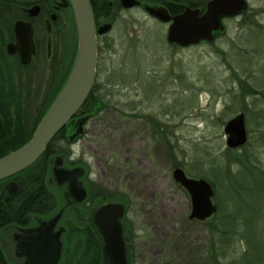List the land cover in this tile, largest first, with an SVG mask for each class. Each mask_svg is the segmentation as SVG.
Wrapping results in <instances>:
<instances>
[{
    "label": "rangeland",
    "instance_id": "rangeland-1",
    "mask_svg": "<svg viewBox=\"0 0 264 264\" xmlns=\"http://www.w3.org/2000/svg\"><path fill=\"white\" fill-rule=\"evenodd\" d=\"M248 1L249 12L214 43L186 48L168 44L167 27L147 13L124 14L99 74L106 109L75 142L59 144L66 165L89 167L99 194L128 200L131 235L140 237L133 264H218L212 219H190V194L173 178L178 166L213 185L222 214L239 216L254 249L248 257L264 256V0ZM249 85L260 92L249 93ZM240 112L249 141L230 149L224 127ZM238 155L245 167L233 159ZM50 181L61 207L65 188ZM84 253H73L72 262ZM235 255L220 260L228 264Z\"/></svg>",
    "mask_w": 264,
    "mask_h": 264
},
{
    "label": "flooded vegetation",
    "instance_id": "flooded-vegetation-1",
    "mask_svg": "<svg viewBox=\"0 0 264 264\" xmlns=\"http://www.w3.org/2000/svg\"><path fill=\"white\" fill-rule=\"evenodd\" d=\"M89 1L98 38L97 77L92 92L100 94L105 86L98 82L99 74L107 67V53L114 50L116 41L121 36L117 27L124 14L137 12L148 14L146 6H154L163 7L172 18L188 9L199 10L203 15L213 0ZM248 4L247 10L223 19L226 28L224 31L215 32L212 41L203 40L198 44L214 43L225 33L230 23L240 21L249 12V1ZM159 21L167 27L168 32L173 19ZM107 24L110 28L99 33L100 28ZM79 46L76 18L70 0H0V152L9 146L10 142L23 141L27 133L37 125L42 112L49 108L69 78ZM96 100L99 99H94L93 103ZM91 108L92 103L86 109V113L78 115L77 118L90 116ZM94 117L90 116L87 122ZM153 119H155L153 116H149L147 120ZM165 143L168 145V142ZM84 181L88 191L85 201L73 203L65 198L64 205L57 207L49 218L39 216L26 223L6 225L0 231V264H28V257L22 254L20 248L25 241L34 239L38 232L28 233L26 230L39 227L42 221L51 219L59 212L63 213L53 231L55 233L61 228L64 229L60 236L63 247L58 264H102L103 241L100 233L93 227V216L95 210L104 203L117 201H124L126 204L124 222L129 236L128 241L133 244L130 249L133 264L134 259L138 258L140 237L131 235V223L127 216L128 200L108 199L105 195L99 194L97 190L100 189L98 187L100 184L92 178L89 167L86 169ZM63 187L66 191V187ZM9 227H12L10 228L12 230L7 232ZM4 231L7 234L6 239L1 237ZM73 247L77 250L73 251ZM83 251L85 252L83 260L72 262L71 255L73 253L78 255Z\"/></svg>",
    "mask_w": 264,
    "mask_h": 264
},
{
    "label": "water",
    "instance_id": "water-1",
    "mask_svg": "<svg viewBox=\"0 0 264 264\" xmlns=\"http://www.w3.org/2000/svg\"><path fill=\"white\" fill-rule=\"evenodd\" d=\"M70 1L80 40L77 59L64 87L42 116L30 140L0 157V181L8 180L6 189L10 194L18 192L19 184L16 180L9 179L33 165L60 131L71 124L69 142L75 141L85 133L89 115L79 118L77 116L89 98L97 77V30L90 1ZM248 7L247 0H213L203 15L199 10L188 9L172 18L163 7L154 6H146V11L161 21L173 19L167 32V41L188 47L203 40L212 41L215 32L225 30V17L238 15ZM109 28L107 24L100 28L99 33ZM224 130L227 136L226 144L231 149L240 148L249 141L246 114L243 112L229 119ZM54 157L51 159V175L58 186L66 187V199L73 203L85 201L88 196L84 181L86 168L81 164L66 165L63 156ZM173 178L190 194V219L206 221L217 213L218 205L213 200L215 189L207 179L191 177L179 166L174 169ZM125 214L124 201L106 202L95 210L93 227L102 236V264H132L130 249L133 244L128 241ZM61 216L62 212H59L51 219L42 221L39 227L26 230L28 233L38 232L34 239L25 241L20 248L22 254L28 257V264L59 263L63 247L60 236L64 229L61 228L55 233L53 231Z\"/></svg>",
    "mask_w": 264,
    "mask_h": 264
},
{
    "label": "trees",
    "instance_id": "trees-1",
    "mask_svg": "<svg viewBox=\"0 0 264 264\" xmlns=\"http://www.w3.org/2000/svg\"><path fill=\"white\" fill-rule=\"evenodd\" d=\"M246 91L251 94H257L260 92L259 89L251 85L248 86V90ZM97 98L99 100H96L95 103H93V100ZM90 103L93 104V108L90 109L92 111L90 116L99 115L104 109H106L107 106V103L101 95L92 92L85 104L82 106L78 115L85 114V111L88 109V106H90ZM45 112L46 111L42 112L38 123ZM37 125L27 133V136L23 141L10 142L9 146L0 152V157L7 155L30 140ZM70 125L60 131L53 138L38 161H36L29 168L10 178L16 180L19 184V190L16 194H10L6 190L5 185L7 180L0 181V231L8 224L26 223L31 219L32 215L46 217L51 215V213L56 210L54 204L56 197L49 192L50 190L48 187L51 183L50 179L52 176V162L50 159L58 154L62 155V153L66 152V149H57L59 144L64 141L69 142L68 133L71 127ZM233 159H236V161H239V163L245 167L244 160L246 159L243 160V158L239 157V155L237 158L235 157ZM219 205L217 214L211 218V233L212 236H214V234L217 236V243L219 244L217 247V263L224 264L220 259L227 258L230 252L232 253L233 251H236V255L231 261H229L228 264H264L263 255L260 256L258 254H251L248 257V253L252 252L254 249L250 245L246 234L239 230V216L233 212H226V214H222V207L220 209ZM215 220H218L216 229H214L212 225V222ZM240 241L242 243L245 241L246 245L239 248ZM241 258L245 259V261L243 262Z\"/></svg>",
    "mask_w": 264,
    "mask_h": 264
},
{
    "label": "bare ground",
    "instance_id": "bare-ground-1",
    "mask_svg": "<svg viewBox=\"0 0 264 264\" xmlns=\"http://www.w3.org/2000/svg\"><path fill=\"white\" fill-rule=\"evenodd\" d=\"M97 46H98V38H97ZM68 210V209H67Z\"/></svg>",
    "mask_w": 264,
    "mask_h": 264
}]
</instances>
